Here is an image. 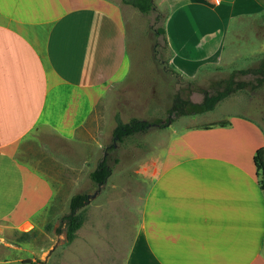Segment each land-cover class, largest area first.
Returning <instances> with one entry per match:
<instances>
[{
    "label": "crops",
    "instance_id": "crops-1",
    "mask_svg": "<svg viewBox=\"0 0 264 264\" xmlns=\"http://www.w3.org/2000/svg\"><path fill=\"white\" fill-rule=\"evenodd\" d=\"M170 5L165 39L182 71L218 58L233 18L264 13V0ZM124 16L109 0H0V222L29 231L49 207L52 184L19 152L36 130L74 139L125 76ZM174 134L136 170L142 196L137 216L127 218L129 241L112 235L105 252H122L121 264H264L261 126L237 116ZM89 204L94 236L103 205ZM82 226L74 240L84 238Z\"/></svg>",
    "mask_w": 264,
    "mask_h": 264
},
{
    "label": "rangeland",
    "instance_id": "rangeland-1",
    "mask_svg": "<svg viewBox=\"0 0 264 264\" xmlns=\"http://www.w3.org/2000/svg\"><path fill=\"white\" fill-rule=\"evenodd\" d=\"M109 1L125 15V76L110 86L74 139L62 140L41 129L23 144L18 158L46 176L54 197L29 231H21L8 220L0 222V264H121L122 252H117L116 259L111 252H105L106 239L113 235L122 244L128 240L129 228L134 225L127 218L136 217L141 204L142 191L134 184L144 157L163 152L174 133L187 124H224L227 118L240 116L258 123L264 133V73L254 71L264 59L263 12L233 18L227 23L218 58L182 71L158 32L164 26L170 0H153L154 10L148 15L121 0ZM231 76L235 84L244 85L217 103L212 111L171 117L166 127H151L123 143L113 141L116 119L127 122L135 117L164 123L175 95L199 103L205 93L223 89ZM104 155L112 172L105 185L98 187L91 183L89 173ZM77 193L89 197L81 209L86 218L81 235H87L67 243L64 232L58 234L57 230H64L61 217L68 214L69 200ZM90 201L103 205L102 215L96 221L98 234L94 236L90 232ZM96 218L95 214L92 221Z\"/></svg>",
    "mask_w": 264,
    "mask_h": 264
},
{
    "label": "trees",
    "instance_id": "trees-1",
    "mask_svg": "<svg viewBox=\"0 0 264 264\" xmlns=\"http://www.w3.org/2000/svg\"><path fill=\"white\" fill-rule=\"evenodd\" d=\"M124 5L130 6L140 14L148 15L154 10L153 0H121ZM160 34L164 36V26L158 30ZM166 43V39H165ZM167 44V43H166ZM261 74L264 73V59L260 66L254 70ZM246 73L245 71H240ZM228 80L226 86L217 90L213 94L205 93L201 102L194 103L189 99H183L178 94L175 95L172 106L168 109V119L162 123L161 121L149 122L141 120L135 117L130 118L127 122H122L116 119V125L112 131L113 141L123 143L125 140L133 137L136 134L145 133L151 127L163 128L170 124L171 117L184 116V115H196L212 111L216 104L228 97L239 86L244 84H235L233 78ZM113 149V146H111ZM118 160L115 158L114 162ZM112 169L108 164L106 155L97 163L96 167L89 173V179L92 184L96 186H103L107 182L111 175ZM89 197L85 193H77L71 196L69 200V212L61 217V223L64 225V230L58 229L57 233L64 232L65 240L67 243H71L75 238V232L82 226L84 221V214L81 209L88 203ZM22 264H37L31 261H25Z\"/></svg>",
    "mask_w": 264,
    "mask_h": 264
},
{
    "label": "built area",
    "instance_id": "built-area-1",
    "mask_svg": "<svg viewBox=\"0 0 264 264\" xmlns=\"http://www.w3.org/2000/svg\"><path fill=\"white\" fill-rule=\"evenodd\" d=\"M209 1H211L212 3H216L218 0H209Z\"/></svg>",
    "mask_w": 264,
    "mask_h": 264
}]
</instances>
